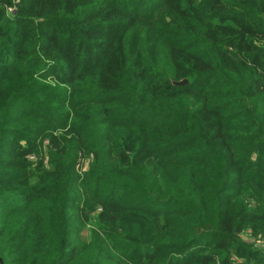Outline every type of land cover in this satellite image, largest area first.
Instances as JSON below:
<instances>
[{
    "label": "trees",
    "instance_id": "16d2710c",
    "mask_svg": "<svg viewBox=\"0 0 264 264\" xmlns=\"http://www.w3.org/2000/svg\"><path fill=\"white\" fill-rule=\"evenodd\" d=\"M0 264H264V0H0Z\"/></svg>",
    "mask_w": 264,
    "mask_h": 264
},
{
    "label": "rangeland",
    "instance_id": "374dc122",
    "mask_svg": "<svg viewBox=\"0 0 264 264\" xmlns=\"http://www.w3.org/2000/svg\"><path fill=\"white\" fill-rule=\"evenodd\" d=\"M88 233H89V228H86L84 231H83V239H87L88 238ZM242 239H244L245 241L251 243V244H255V243H258L257 239L256 238H253L252 236H250L249 234H244L242 236Z\"/></svg>",
    "mask_w": 264,
    "mask_h": 264
},
{
    "label": "water",
    "instance_id": "95a60500",
    "mask_svg": "<svg viewBox=\"0 0 264 264\" xmlns=\"http://www.w3.org/2000/svg\"><path fill=\"white\" fill-rule=\"evenodd\" d=\"M185 83H186V80H182V81H179V82H173V85L179 86V85H183Z\"/></svg>",
    "mask_w": 264,
    "mask_h": 264
},
{
    "label": "built area",
    "instance_id": "2783aa9c",
    "mask_svg": "<svg viewBox=\"0 0 264 264\" xmlns=\"http://www.w3.org/2000/svg\"><path fill=\"white\" fill-rule=\"evenodd\" d=\"M32 158V157H31Z\"/></svg>",
    "mask_w": 264,
    "mask_h": 264
}]
</instances>
